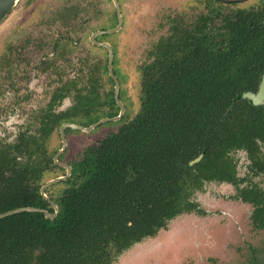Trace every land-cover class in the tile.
<instances>
[{"label":"trees","instance_id":"trees-1","mask_svg":"<svg viewBox=\"0 0 264 264\" xmlns=\"http://www.w3.org/2000/svg\"><path fill=\"white\" fill-rule=\"evenodd\" d=\"M235 25L220 23L213 44L221 46L229 37L238 44L225 53L230 80L218 83L216 77L215 84L181 85L169 94L143 97L131 120L74 162L55 198L60 209L55 218L36 211L0 218V264H115L125 249L155 236L179 214L197 210L191 196L206 180L235 184L244 200L264 212V192L240 187L231 155L245 149L255 167L264 163L259 144L264 104L237 98L251 86L247 79L264 71V45L239 37ZM92 95L74 97L89 105ZM48 155L31 137L0 150V213L23 206L54 212L41 193Z\"/></svg>","mask_w":264,"mask_h":264},{"label":"rangeland","instance_id":"rangeland-1","mask_svg":"<svg viewBox=\"0 0 264 264\" xmlns=\"http://www.w3.org/2000/svg\"><path fill=\"white\" fill-rule=\"evenodd\" d=\"M121 1L126 16L122 29L107 36L100 35L99 38L114 46V68L121 81L122 98L129 109L122 118L102 123L92 131L68 130V145L63 155L65 160L82 159L84 148L97 145L101 138L118 130L139 109L142 84L144 79H148L146 72L149 70L142 67L152 60L150 49L166 31L168 24L159 25L163 11H155L154 7L147 12L148 4H159L160 0ZM166 1L172 5L180 4L179 0ZM166 13L171 14V11ZM114 21L115 6L112 0L18 2L0 25V143L15 142L20 129L37 134L44 130L41 128L49 129L52 123L48 122V118L52 113L47 116L45 113L49 112L46 110L49 109L53 88L74 77L78 88L84 93L90 90L91 85L97 86L87 114L78 115L76 124L85 126L91 120L116 111L112 100L115 86L107 71L108 51L90 41L96 29L112 27ZM67 36L71 40L69 43L65 38ZM58 37L63 38L62 43H68L69 54L73 58L64 80L55 79L56 69H50L53 71L50 74H36L34 70L41 57L53 51ZM27 38L32 40L30 44H27ZM43 38L49 43L44 48L39 47L37 42ZM24 44L27 45L23 47ZM55 53L52 59L55 66L63 69L68 66L65 60L58 59V50ZM80 56L87 57L83 64L76 63ZM84 64L86 71L82 73L80 69ZM88 67L92 70L90 75L87 74ZM149 67L153 68L151 64ZM21 68L29 73L22 74ZM74 102L72 96L66 97L54 106L55 112L68 109ZM51 130L54 132L46 145L49 151H55L62 146V140L58 127ZM231 155L236 164L238 180L242 179L241 185L255 183L264 190V173L254 174L250 170L245 150L234 151ZM62 173L64 171L59 169L48 170L42 180L50 181ZM244 177L246 180H243ZM64 185L58 182L46 189L58 196ZM237 193L238 189L233 183L205 181L191 196L195 203H199L202 212H185L174 217L167 228L125 250L117 257L115 264H264V222L260 225V219L253 221L254 206L236 198Z\"/></svg>","mask_w":264,"mask_h":264},{"label":"flooded vegetation","instance_id":"flooded-vegetation-1","mask_svg":"<svg viewBox=\"0 0 264 264\" xmlns=\"http://www.w3.org/2000/svg\"><path fill=\"white\" fill-rule=\"evenodd\" d=\"M153 2H150V3H153ZM179 2L180 4L172 5L168 3L166 0H160L159 4L158 2H154L153 5L148 4L147 12H150L151 10H153L154 7H155V11H158V10L163 11V19H162V22L159 23V25L161 26V23H165V24H168V26H167L166 31L159 36L157 42H155L153 47L150 49L151 51L149 53L152 56V60L147 64V66L142 67L143 69H149L146 72L148 79L147 80L144 79V83L142 84L139 109L132 117L128 118L127 121L131 120L139 112V110L142 107L143 97L145 96L156 94L155 97H157L158 94L160 95L169 94L174 89H177L181 85H187L193 88V87H196V85L198 84H201V85L205 84L207 83V81L208 83L215 84L217 83L216 77L218 79V83L222 82L221 79L224 80V82L230 80L229 73L231 71V62L226 61V58H228V56H225V53L228 55L230 53V48L231 47L237 48L238 44L236 45L230 44L231 37H229L226 41L222 43L221 46H213L214 42H216V38L214 37L216 34L215 29L216 27L220 25V23H226L228 21H230V24L236 23L235 27H236V31H238L239 37L241 36L242 39H245V40H247L248 37H253L255 42L258 41V43L261 46L264 45V0H259V1H255V0H196V2H193V3H186V2H183L182 0H179ZM119 3H120L123 23H122L121 28L118 31L122 29L124 25V21L126 20L124 5L121 0H119ZM113 4L115 6L114 1H113ZM157 4L159 7L156 8ZM166 11H171V14L166 13ZM114 23L115 24L112 27L96 29L94 32L98 30H108V29L117 27L118 14H117L116 6H115ZM259 28H260L261 35L258 34L257 36V32H258L257 29ZM116 32L99 34L96 37V40L107 42L105 40L100 39L99 36L100 35L107 36L109 34H114ZM92 34H91V37H92ZM65 38L68 43L71 41L68 36ZM62 39L58 37L54 42V46L52 47L53 51L47 53L48 56H46L47 54L42 56L41 60L37 64H35L34 70L36 74H40L44 72L45 73L48 72L50 74V73H53V71L50 69H53V70L56 69L57 76L55 79L64 80L63 79L64 76L67 74L69 68H71L69 66L72 65L71 61L73 58L69 54V52H71L70 46H68L67 42L62 43L61 42ZM47 41L48 40H46V38H43L37 42H39V47H43V46L45 47V45H49ZM31 42L32 40L27 38V44H30ZM91 43L94 44L92 41ZM107 43L111 44L110 42H107ZM205 43L207 45L211 43L212 46H210V48H206L204 45ZM27 44H24L23 47H25ZM111 46L113 47V50H114L113 44H111ZM100 47H103V46H100ZM245 48L251 53H253L251 51V48H253V50L257 52V50L253 46L248 47L245 45ZM214 49L216 51H219L218 55H215L216 51H214ZM57 50H58V59H62V61L65 60L66 64L68 65V66H64V69L61 67H58L57 65L55 66V62L52 60L56 54L55 51ZM106 50L108 51L107 48ZM108 58H109V51H108ZM114 59H115V51H114ZM78 60L76 61V63L79 62L83 64L84 61L87 60V57L80 56L78 57ZM150 64L153 67L152 69H150L149 67ZM85 66L86 64H84V66L81 67L80 69L82 73L86 71ZM113 67H114V62H113ZM15 68L16 67H14V69ZM72 68L75 69L74 66ZM259 70H260L259 73H256L254 78L247 79L246 84L251 83V86L242 88L241 90L243 91L237 95L238 96L237 98L249 99L254 105L264 104V100L261 103L256 104L247 96L248 93L257 94L260 90L261 82L264 77V71H263V68H260ZM20 71L22 74H26V75L29 73V72H23V68H21ZM107 71L109 73L108 63H107ZM114 71H115V74L117 75L115 68H114ZM18 72L19 70L17 71V74ZM89 72H92V70L91 69L89 70V67H88V73H87L88 75H90ZM117 77L120 82L119 98L125 105V111L123 113L124 115L125 112L129 109V105L125 103L122 98L121 81L118 75ZM29 78L28 80H31ZM74 78L70 80L67 79L66 82L64 81V84H61L60 86H55L53 88L54 91L48 103L49 109L46 110L49 112L45 113V116L52 113V115L49 116L48 118V122H50V124L52 123L49 129L41 128L44 130L40 131V133L38 134L31 132L29 130H26L24 132L23 130L20 129L16 135L15 142L0 143V150L4 148H10V146L12 145L21 143L22 139L31 137L33 140V146L34 145L36 147L39 146L41 147L42 151H47V153L49 154L48 155L49 160L47 159L48 167L44 170L43 176L48 170H54V169H59V170L64 171V173H62L61 175H58L57 177L65 176L68 173L67 168L60 166L55 160V156L58 153V151L62 149V146L58 149H55V151H49L48 145H46L47 139L50 137V135H52V133L55 130V129L51 130L52 128L58 127L59 135L61 137L60 128L62 124L66 122L75 123V121L77 120L76 117L78 115H80L81 113L85 115V113L87 112V109L90 108L89 106H91V104L89 105L78 104L74 96H76L77 93H79L82 99H84L85 95H87L88 93L95 94L96 87H97L96 85L93 84L89 87L90 90L84 93L82 92L81 88H78L77 81ZM88 78L90 79V77ZM110 78L111 80H113L111 76ZM113 82L115 86V81L113 80ZM240 82L245 84L243 77L240 78ZM69 96H72L75 101L73 105L64 111L55 112L56 110L54 109V106L57 104L59 105L66 97H69ZM113 96L116 101V103H114V108L115 110H117V113L115 115H109L111 113L108 112L102 117L91 120L90 122L85 124V126H90L91 124L99 121L102 118L114 117L120 114L121 107L115 98V87H114ZM123 115L121 116V118L123 117ZM70 129L72 128H68V127L65 128V133L67 134V131ZM118 130L113 131L112 133L117 132ZM41 135L43 136V138L39 139ZM103 138L100 139V142ZM42 140L44 141V143ZM61 140H62V137H61ZM259 144H260L261 154L264 156V152L262 151V148L264 147V142L259 141ZM62 145H63V142H62ZM93 146H96V145H93ZM93 146H87L86 148H84V151ZM66 150H67V147L58 156V159L59 161L66 163L72 167V173H71L72 175L74 171V166H73L74 162L79 161L81 159L65 160V158H63V155L65 154ZM240 150H245V149H240ZM245 152L247 153V158L249 160V163L247 164V166L248 167L250 166L249 167L250 170L254 174L264 173V163L260 162L261 169L255 167L252 163V160L250 159L248 155V152L246 150ZM201 155L203 157V154ZM18 158L21 159L22 157L19 156ZM43 176H42V179H43ZM243 180H246L245 177L243 178ZM42 182H43L42 184L43 186L48 181L44 182L42 180ZM241 184H242V179H240L241 188H244V187L257 188V189H260L261 192H264V190L258 187L257 185H255V183L245 184L244 186H242ZM47 190L48 189L45 190L46 194L56 203L55 198L57 196H54L53 194L49 193V190L48 191ZM235 197L241 199L242 201L246 203H250L254 206L253 215H252V219L254 222L257 221V219H260V225L264 222V212L256 211L257 206L253 202L244 200L243 197L239 195V191ZM263 205H264V200L261 206ZM202 211L203 209L200 207L199 203H197V210H192L190 211V213L191 212L200 213Z\"/></svg>","mask_w":264,"mask_h":264},{"label":"water","instance_id":"water-1","mask_svg":"<svg viewBox=\"0 0 264 264\" xmlns=\"http://www.w3.org/2000/svg\"><path fill=\"white\" fill-rule=\"evenodd\" d=\"M20 0H0V25L3 23V21L8 17V15L11 13V11L14 9V7L18 4ZM117 9V14H118V25L115 28L112 29H108V30H98L96 32H94L92 34L91 37V41L98 45V46H103L106 47L109 51V58H108V70H109V74L110 76L113 78V80L115 81V98L118 102V104L121 107V112L118 116H114V117H105L100 119L99 121L91 124L90 126H83V125H78L76 123H71V122H66L64 124L61 125L60 128V132H61V137H62V149L58 151V153L55 156V160L56 162L63 167L67 168L68 173L65 176H61V177H57L54 178L50 181H48L47 183H45L42 188H41V192L43 194V196L51 203V205L54 207V212L49 211L48 209L45 208H40V207H33V206H23V207H18L15 209H11L5 212L0 213V218L9 216V215H13V214H17L23 211H36V212H43L46 217L48 218H55L58 213H59V207L58 205L55 203V201H53L45 192L46 188L52 184L61 182L63 180H66L72 173V167L66 163H63L61 161H59L58 156L66 149L67 147V138H66V133H65V128H72V129H79V130H85V131H92L96 126L108 122V121H114V120H118L121 118V116L123 115L124 111H125V105L124 103L121 101V99L119 98V93H120V82L119 79L117 77V75L115 74L114 71V67H113V62H114V50L113 47L111 46V44L107 43V42H103V41H98L96 40V37L99 34H104V33H113L118 31L123 23V19H122V14H121V9H120V3L119 0H113ZM247 96L256 104L261 103L264 100V77L262 79L261 82V86H260V90L257 94H253V93H248ZM202 158V155H200L198 158H196L195 160L191 161V164H194L195 162L200 161V159Z\"/></svg>","mask_w":264,"mask_h":264}]
</instances>
